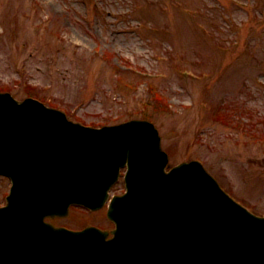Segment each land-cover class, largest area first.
Masks as SVG:
<instances>
[{"label":"rangeland","instance_id":"374dc122","mask_svg":"<svg viewBox=\"0 0 264 264\" xmlns=\"http://www.w3.org/2000/svg\"><path fill=\"white\" fill-rule=\"evenodd\" d=\"M247 1L255 9L232 0H0V90L9 86L22 100L31 86L93 127L141 119L146 110L172 165L202 161L237 201L264 215V144L250 135L264 137V24L255 22L264 19V0ZM130 65L166 73L149 81L169 110L145 109L153 90ZM192 68L212 76L185 78L181 70ZM240 105L250 121L243 129L217 120L220 107ZM9 187L0 177V204ZM106 213L73 208L54 224L112 229Z\"/></svg>","mask_w":264,"mask_h":264},{"label":"water","instance_id":"95a60500","mask_svg":"<svg viewBox=\"0 0 264 264\" xmlns=\"http://www.w3.org/2000/svg\"><path fill=\"white\" fill-rule=\"evenodd\" d=\"M38 111L5 117L0 98V173L19 188L18 176L47 171L66 203L97 209L104 184L126 164L129 193L111 205L118 231L108 241L97 228L56 229L40 206L13 199L10 209L0 208V264H264V220L232 202L197 162L166 173L168 156L151 124L96 130ZM60 198L54 215L67 214Z\"/></svg>","mask_w":264,"mask_h":264},{"label":"trees","instance_id":"16d2710c","mask_svg":"<svg viewBox=\"0 0 264 264\" xmlns=\"http://www.w3.org/2000/svg\"><path fill=\"white\" fill-rule=\"evenodd\" d=\"M148 106V105H147ZM145 117L149 116L150 114L147 111H144Z\"/></svg>","mask_w":264,"mask_h":264}]
</instances>
